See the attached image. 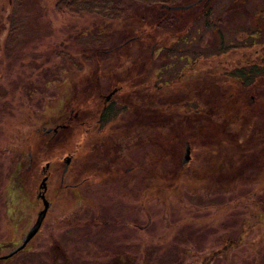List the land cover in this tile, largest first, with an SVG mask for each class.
<instances>
[{
    "label": "rangeland",
    "instance_id": "obj_1",
    "mask_svg": "<svg viewBox=\"0 0 264 264\" xmlns=\"http://www.w3.org/2000/svg\"><path fill=\"white\" fill-rule=\"evenodd\" d=\"M52 6L53 0L27 1L16 20L20 29L8 36L0 32V256L19 244L41 208L33 196L41 175L38 169H26V152L35 125L52 127L74 107L70 102L78 93L72 60L79 62L85 53L95 59L140 26L135 17L110 22L94 14L57 15ZM3 9L0 0V28ZM156 13L154 4L140 8L139 16L149 23ZM193 26L201 28L202 20ZM231 32L229 38L236 43L238 30ZM209 40L210 29L202 27L192 42L199 45L196 53L205 57L209 51L200 47ZM144 45L145 40H134L128 51L119 53L118 62V57L103 62L100 72L105 81L124 76L115 72L118 65H138L146 53ZM86 66V75L93 76V65ZM149 66L152 72L154 65ZM203 82L196 83L192 95L193 114L184 116L173 108L182 96L164 99L163 140L170 153L164 149L163 156L144 141L152 133L157 137L155 125H140L138 115L122 112L108 120L106 129L115 139L131 142H123V150L117 149L107 162L91 153L88 141L81 173L76 144L81 132L74 128L62 132L68 141L57 142L48 155L60 158L74 147L71 170L58 187L61 165L53 159L50 207L39 231L21 253L0 264H51L54 257V264H119L118 259L137 261L138 250L145 253L151 248L159 264H256L264 252V106L249 104L231 83L213 87L209 96ZM135 131L144 139L127 137ZM180 131L190 141L189 161L183 167ZM92 134L98 135L91 131L86 139ZM231 146L242 150L232 160L212 152L219 147L226 153ZM103 221L115 223L102 225Z\"/></svg>",
    "mask_w": 264,
    "mask_h": 264
},
{
    "label": "flooded vegetation",
    "instance_id": "obj_2",
    "mask_svg": "<svg viewBox=\"0 0 264 264\" xmlns=\"http://www.w3.org/2000/svg\"><path fill=\"white\" fill-rule=\"evenodd\" d=\"M155 5L157 13L154 16V23L136 19V22L140 24L138 27L140 34L121 37L117 43L105 47L102 55L98 53L95 59L79 60L78 69H71L77 73L75 91L78 95L70 102L74 107L66 110V117L54 122L52 127H44L41 124L33 127L34 135L26 152V169L39 170L41 178L34 189L33 196L40 204L41 200L35 197L40 194L38 186L41 180L46 178L43 197L50 207L47 195L50 193L48 189L50 174L54 169L53 159L61 165L58 173V187H63V177L71 170L74 152H64L60 158H51L48 155L50 143L62 139L64 136L62 132L68 131L69 128L81 132L79 142L76 144L80 149L79 172L81 170L83 173L81 161L85 154L84 146L88 141H92L88 145L91 153H96L99 159L107 160V162L112 161V157L119 152L118 150H123L121 149L123 142H131L122 137L115 139L114 134L106 129L108 120L122 112L138 115L136 120L140 122V125L147 123L155 125L156 143L154 144L148 138L144 141L158 147L160 149L158 154L163 156L164 99L178 100L182 96L180 101L174 103L173 108L181 109V114L184 116L193 114L195 96L192 97V95H195L196 83H202L204 80L205 90H210L209 95L212 94L213 87L218 88L223 86L222 84L231 83L239 87L242 99H246L249 104L264 106V0H161ZM170 6L175 8H168ZM214 17L216 22L211 23ZM198 19L202 20L203 29H210V40L200 47L203 51H209L205 57L196 53L199 45L192 43L200 36L202 27L197 28L194 27L195 25L192 27ZM216 25L225 31V34L216 32ZM236 29L238 30L235 36L237 42L234 43L229 36L232 34L231 31ZM141 34L142 39L139 37ZM260 35L263 38L258 41L257 38ZM82 38L80 36L77 43L81 42ZM134 40L139 42L145 40L143 49L146 53L143 60H140L138 65H118L115 72L122 71L119 73L124 76L105 81L103 72H100L102 63L115 59L121 52L128 51L130 42ZM245 41L249 43H243ZM99 56H105V59L101 60ZM119 59L120 57L117 58V62ZM87 64L93 65V76L86 75L84 68ZM150 64L154 65L152 72ZM127 70L131 75L125 76ZM166 106L169 107V104ZM46 129L50 130L46 131ZM91 131L98 135L92 134L86 139ZM136 135L141 133L135 131L134 134L129 133L127 137ZM140 137L144 139V136ZM128 143L125 144L126 147L129 146ZM182 144L180 167L185 165H181V160L186 146L189 154L188 141L183 140ZM93 148L97 149L93 150ZM66 159L68 162L65 166ZM74 186L76 185H65V187H71L70 189ZM257 204L260 205L259 202ZM256 264H264V252L258 254Z\"/></svg>",
    "mask_w": 264,
    "mask_h": 264
},
{
    "label": "trees",
    "instance_id": "obj_3",
    "mask_svg": "<svg viewBox=\"0 0 264 264\" xmlns=\"http://www.w3.org/2000/svg\"><path fill=\"white\" fill-rule=\"evenodd\" d=\"M27 1H30V0H3L4 9H3V15L1 17V20H2L1 26L2 27L0 28V32L1 31L5 32V33H7V36H8L9 34H13V32L16 31L17 29H20L19 27L15 26L16 20H17V17L19 15V12L22 11L23 6L25 3H27ZM159 1H161V0H53L52 8L54 9V12L57 15H62V14L78 15L80 13H83V14H94V15L98 16L100 19L108 20L110 22H113L116 20H124V19H127L129 17H135L137 20L141 21V20H143V18L139 16V15H141L140 14V8H141V10H142V8L143 9L151 8L155 3L159 2ZM154 22H155V19L153 18L151 23H154ZM129 33L130 34H140V29L131 31ZM96 37H98L99 40L101 41V38H100L101 33L96 35ZM97 41H98V39L95 41V43ZM57 52H60V51L57 50ZM87 54L88 53H85L81 57V59L83 61L92 60V59H90V57ZM57 56L58 55H54V57H57ZM72 65H73L74 69H78V62L76 60H72ZM59 69H61V68L59 67ZM209 96H211V95H209ZM217 97H219V96H217ZM212 99H214V98H211L209 101L213 102ZM74 135H68V136L71 137ZM149 137H151L149 139L152 140V142L155 144L156 139H157L155 134L152 133L151 135H149ZM63 138H64V141H62ZM62 139H59L57 141H52L50 143V146H49L50 151H51L52 147H54L57 144V142L58 143L59 142L60 143L67 142L68 141L67 135L65 134L62 137ZM183 140H187L188 142H190L189 138L187 137V133H185L184 131H180L178 143L180 141L182 143ZM74 145H76V144L74 143ZM94 149L96 150L97 148H93V150ZM164 149L170 153V146H168L166 143L164 145ZM219 149L220 148L217 147L212 152H215V154L218 156L225 157V158L227 157V159H229V160H232L236 155H238V154H240V152H242V150H239L238 147L236 149V147H233V146H231V148L226 149V153L223 152L222 150L220 151ZM74 150L75 149L73 147L72 151H70V152H74ZM174 153H175V150H173V154ZM244 153H246V152L244 151ZM164 154H166V153L164 152ZM210 167H212V166H210ZM217 168H218V166H217ZM229 172L232 173L231 170ZM234 173H237V169L235 170ZM228 175H230V174H228ZM258 201L260 203V206L261 205L263 206L262 200H258ZM114 223H115V221H103L102 225H108V224H114ZM98 224L99 223H97L96 225H98ZM153 246H156V245H153ZM155 251L156 250H154V248L153 249L151 248L150 251H146L145 253H144V251L139 252V250H138V252L135 253L139 256V259H137V261H135L134 258L133 259H126L125 258V259H121V260L118 259L117 261H119L118 262L119 264L120 263L121 264H124V263L125 264H143V263H145V264H152V263L153 264L154 263L159 264L160 260L154 259V258H156V255H157V254H155L156 253ZM21 252H19V253H21ZM19 253H17L16 255H18ZM53 257H54V254H53ZM54 259H55V257H54ZM54 259H51V264H54ZM29 261L32 263V259ZM162 264H169V262H162Z\"/></svg>",
    "mask_w": 264,
    "mask_h": 264
},
{
    "label": "water",
    "instance_id": "obj_4",
    "mask_svg": "<svg viewBox=\"0 0 264 264\" xmlns=\"http://www.w3.org/2000/svg\"><path fill=\"white\" fill-rule=\"evenodd\" d=\"M168 8H175V6H170ZM50 129H46V131H49ZM55 130V129H54ZM189 159V154H188V147H185V152H184V156L181 160V165L186 164V162ZM68 160H65V166L67 164ZM45 180L46 178H43L38 186V189L40 191V194L37 195L35 198L36 199H40L41 200V206L42 208L36 213V218L34 223L32 224V226L26 231V233L23 235V237L20 239L19 244L14 247L13 249H11L9 252H7L4 255L0 256V261H5L11 257H13L14 255H16L17 253L21 252L25 246L31 241V239L37 234V232L39 231V228L42 224V221L45 217L46 211L49 207V203L44 199L43 197V193L45 191Z\"/></svg>",
    "mask_w": 264,
    "mask_h": 264
}]
</instances>
